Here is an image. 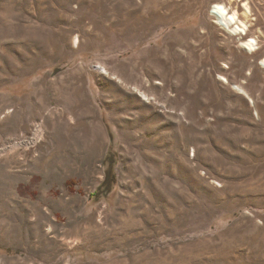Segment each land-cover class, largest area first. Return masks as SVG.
<instances>
[{
    "label": "rangeland",
    "instance_id": "obj_1",
    "mask_svg": "<svg viewBox=\"0 0 264 264\" xmlns=\"http://www.w3.org/2000/svg\"><path fill=\"white\" fill-rule=\"evenodd\" d=\"M0 264H264V0H0Z\"/></svg>",
    "mask_w": 264,
    "mask_h": 264
},
{
    "label": "bare ground",
    "instance_id": "obj_2",
    "mask_svg": "<svg viewBox=\"0 0 264 264\" xmlns=\"http://www.w3.org/2000/svg\"><path fill=\"white\" fill-rule=\"evenodd\" d=\"M212 15L216 18L217 23L222 26L224 29L230 31L232 34L236 35H246L248 27L245 23L240 21L238 14L234 12L230 13L229 8L225 5L218 4L214 6ZM248 47L255 51L256 41L250 40L247 43Z\"/></svg>",
    "mask_w": 264,
    "mask_h": 264
},
{
    "label": "trees",
    "instance_id": "obj_3",
    "mask_svg": "<svg viewBox=\"0 0 264 264\" xmlns=\"http://www.w3.org/2000/svg\"><path fill=\"white\" fill-rule=\"evenodd\" d=\"M111 132V130H110ZM112 136V135H111ZM113 140V138L111 139ZM113 141H111L112 144ZM105 179L100 183L98 189L95 191V196L101 195V197H108L115 189L117 184V175L115 172V157L114 153L108 152L104 159ZM70 184H74L73 182ZM100 197V198H101ZM9 252V251H7Z\"/></svg>",
    "mask_w": 264,
    "mask_h": 264
}]
</instances>
